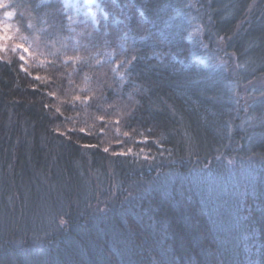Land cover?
<instances>
[{
  "label": "trees",
  "instance_id": "1",
  "mask_svg": "<svg viewBox=\"0 0 264 264\" xmlns=\"http://www.w3.org/2000/svg\"><path fill=\"white\" fill-rule=\"evenodd\" d=\"M80 1L0 0V264H264V0Z\"/></svg>",
  "mask_w": 264,
  "mask_h": 264
},
{
  "label": "rangeland",
  "instance_id": "2",
  "mask_svg": "<svg viewBox=\"0 0 264 264\" xmlns=\"http://www.w3.org/2000/svg\"><path fill=\"white\" fill-rule=\"evenodd\" d=\"M86 4H91V3H94L95 2V0H83ZM66 2L67 3H72L74 6H75V8H80L81 7V1L80 0H66ZM130 155H134V154H136V155H144V154H146V152L145 151H136V150H130L129 152H128Z\"/></svg>",
  "mask_w": 264,
  "mask_h": 264
},
{
  "label": "snow or ice",
  "instance_id": "3",
  "mask_svg": "<svg viewBox=\"0 0 264 264\" xmlns=\"http://www.w3.org/2000/svg\"><path fill=\"white\" fill-rule=\"evenodd\" d=\"M9 15H11V13H9Z\"/></svg>",
  "mask_w": 264,
  "mask_h": 264
}]
</instances>
